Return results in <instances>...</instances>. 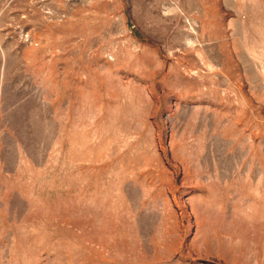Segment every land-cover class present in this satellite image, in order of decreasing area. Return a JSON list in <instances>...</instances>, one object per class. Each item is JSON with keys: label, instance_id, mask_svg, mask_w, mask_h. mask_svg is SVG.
<instances>
[{"label": "rangeland", "instance_id": "obj_1", "mask_svg": "<svg viewBox=\"0 0 264 264\" xmlns=\"http://www.w3.org/2000/svg\"><path fill=\"white\" fill-rule=\"evenodd\" d=\"M0 264H264V0H0Z\"/></svg>", "mask_w": 264, "mask_h": 264}]
</instances>
